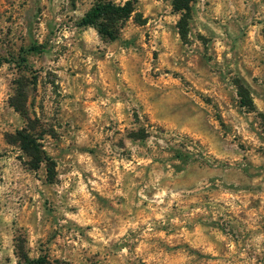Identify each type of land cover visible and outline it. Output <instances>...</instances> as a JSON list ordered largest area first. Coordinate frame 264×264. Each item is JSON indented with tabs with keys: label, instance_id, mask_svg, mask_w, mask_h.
Masks as SVG:
<instances>
[{
	"label": "rangeland",
	"instance_id": "obj_1",
	"mask_svg": "<svg viewBox=\"0 0 264 264\" xmlns=\"http://www.w3.org/2000/svg\"><path fill=\"white\" fill-rule=\"evenodd\" d=\"M101 1L0 0V264H264V0H192L187 42L173 0L102 37Z\"/></svg>",
	"mask_w": 264,
	"mask_h": 264
},
{
	"label": "trees",
	"instance_id": "obj_2",
	"mask_svg": "<svg viewBox=\"0 0 264 264\" xmlns=\"http://www.w3.org/2000/svg\"><path fill=\"white\" fill-rule=\"evenodd\" d=\"M138 0H129L124 5H116L112 2L101 1L91 8L82 18L80 25L84 27H94L102 37L114 41L119 36V22L129 19L135 10ZM192 0H173L172 7L175 13L180 16L178 23L179 34L184 42L188 41L189 21L191 14ZM37 50L36 46L30 48ZM6 63V60L0 59V66ZM238 95L240 105L249 112L254 111V104L249 91L243 86H238ZM15 109L25 119L26 126L15 134L7 135V141L10 144H18L27 158V165L32 170H39L43 165L46 169V176L49 183H55L57 179V164L42 147L41 141L44 137L40 133L41 125H37L25 109L15 106ZM37 264H44L38 260Z\"/></svg>",
	"mask_w": 264,
	"mask_h": 264
}]
</instances>
